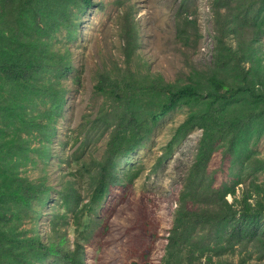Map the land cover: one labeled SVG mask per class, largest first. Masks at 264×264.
Masks as SVG:
<instances>
[{
  "label": "rangeland",
  "instance_id": "374dc122",
  "mask_svg": "<svg viewBox=\"0 0 264 264\" xmlns=\"http://www.w3.org/2000/svg\"><path fill=\"white\" fill-rule=\"evenodd\" d=\"M181 5L187 12L182 17L194 21V31L198 35L187 44L176 34V18L181 16ZM242 6L248 4L224 7L212 0H92L87 10L72 9L71 31L57 32L52 40V51H47L55 59L62 58L64 63H69V69L60 74L49 67H38L39 84L35 91H39L33 96L35 105L27 102L25 108L19 103L18 86L11 89L0 86V140L8 145L21 141L27 142L32 149L39 150L42 146L49 149L43 169L36 159L34 164H27L23 173L35 181L44 173L46 185L52 187L47 192V201H56L58 192L71 186L81 203H86L89 185L86 168L90 167L92 172L90 165L102 158L107 133L86 134L81 128L94 119L103 104V97L93 89L97 74L108 72L120 76L123 73L122 49L132 28L136 30L138 45L128 59L129 72L139 79H147L145 74L159 75L167 84L182 85L195 71L208 74L211 68L219 65L215 58V36H220L223 44L232 48L252 47L255 51H249L250 54L259 55L252 59L253 65L261 67L264 64V1L254 2L250 18L238 23L236 17L240 16V11L236 8ZM255 33L257 40L253 38ZM45 59L49 62V56ZM250 65V62L245 63L246 67ZM224 73L231 81L232 67L226 65ZM50 92L56 98L55 111L48 96ZM203 110V105L194 104V112ZM213 110L232 124L238 118H247V106L234 101L225 103L222 108L215 106ZM189 111L191 108L181 106L165 115L136 150L113 162L122 185L109 189L110 194L96 209L97 216L90 217L93 221L90 235L83 240L84 232L78 241L84 250L85 264H186L183 252L168 258L166 247L175 209L182 201V194L191 189L187 185L188 172L201 135L200 129H194L181 140L169 144ZM48 114L54 116L53 120H48ZM40 116L45 120V130L54 126L52 139L46 136L42 140V129L27 123L30 120L40 122ZM22 120L29 129H22ZM252 133L247 135L249 149L240 147L234 153L235 159L224 147L214 149L205 170L204 177L208 175L207 179H212L214 188L222 184H225L223 189L233 187L234 195H224L228 203L234 197L239 199L251 180L256 178L257 183L264 184V170L254 174L249 169L246 177L238 171L242 169L239 162L248 163L257 158L264 161V133L260 137ZM135 169H138V176L127 183L126 172ZM240 177L244 180L239 181ZM48 210L49 206L45 207L35 220L36 233L43 241L49 232ZM72 225L73 219L69 216L62 227L70 247L76 241ZM16 227L26 231V237L31 235L29 220L18 221ZM210 255L214 264H239L240 260L243 264H264V257L258 253L244 252L238 247L223 255ZM51 263L49 258L38 264Z\"/></svg>",
  "mask_w": 264,
  "mask_h": 264
},
{
  "label": "trees",
  "instance_id": "16d2710c",
  "mask_svg": "<svg viewBox=\"0 0 264 264\" xmlns=\"http://www.w3.org/2000/svg\"><path fill=\"white\" fill-rule=\"evenodd\" d=\"M212 1L220 2L224 7L248 4L236 8L240 11L237 22L243 23L244 19L250 18L254 2L264 0ZM91 5L92 0H0V86L9 89L18 86L19 103L24 108L27 102L35 105L33 96L39 91H35L39 84L38 67H49L60 74L69 69V63H64L62 58L55 59L47 51H52V40L57 32L71 31L72 9L83 11ZM183 7L180 6L181 16L176 18V34L183 44H187L198 35L194 31V21L182 17L187 13ZM262 23L264 27V16ZM253 38L257 40L256 33ZM215 41V58L219 65L211 68L208 74L195 71L189 75L187 83L172 85L163 82L159 75L143 74L147 79H139L129 72L128 59L138 45L136 30L132 28L122 49L123 73L120 76L108 72L97 74L93 89L103 97V104L94 119L81 128L86 134L107 133L102 158L90 165L92 172L90 167L86 168L89 178L86 203H81L71 186L68 190H60L56 201H47V192L52 187L46 185L44 173L37 181L23 173L27 164H34L36 159L40 160L43 169L49 149L44 146L39 150L32 149L27 142L21 141L8 145L5 140H0V264H38L49 258L51 264H85L84 250L78 241L84 232L81 239L87 240L90 235L93 222L90 217L97 216L96 209L110 194L109 189L122 185L113 162L136 150L165 115L181 106L189 107L191 111L175 129L169 144L181 140L194 129H200L201 135L188 172L187 185L191 189L182 194V201L174 212L167 238V257L175 258L183 252L186 264H214L210 254L223 255L236 251L237 247L264 257V184L257 183L256 178L251 180L243 188L240 198L234 197L228 203L224 195H234L233 187L223 189L225 184H222L214 188L212 179H207L208 175L204 177L214 149L224 147L235 159V151L240 147L246 149L248 134L254 132L260 137L264 133V64L261 67L253 65L252 59L259 55L250 54L249 51H255L252 47L238 45L232 48L223 44L220 36H215ZM48 56L49 62L45 59ZM249 62L251 65L246 67L245 63ZM226 65L232 67L231 81L224 73ZM22 87L24 91H21ZM48 96L55 111L56 98L51 92ZM233 101L247 106V118H238L232 124L213 108L219 105L222 108ZM194 104L203 105L204 110L194 112ZM53 118L49 115L48 120ZM39 121L27 123L42 129V140L46 136L52 139L54 126L45 130L43 116ZM27 123L21 121L22 129L30 128ZM234 166H241L238 171L246 177L249 169L254 174L263 171L264 161L257 158ZM137 176L138 169L128 171L125 181L131 183ZM243 180V177L239 178V181ZM47 206L49 232L43 241L36 233L35 220ZM69 216H72L76 235L72 247L62 230ZM25 220L30 221L29 237H26V231L16 227L18 221ZM239 264H243L241 260Z\"/></svg>",
  "mask_w": 264,
  "mask_h": 264
}]
</instances>
